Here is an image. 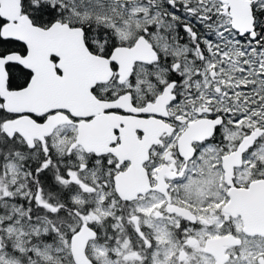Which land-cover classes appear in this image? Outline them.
<instances>
[{
	"label": "snow or ice",
	"instance_id": "obj_1",
	"mask_svg": "<svg viewBox=\"0 0 264 264\" xmlns=\"http://www.w3.org/2000/svg\"><path fill=\"white\" fill-rule=\"evenodd\" d=\"M0 264H264V0H0Z\"/></svg>",
	"mask_w": 264,
	"mask_h": 264
}]
</instances>
